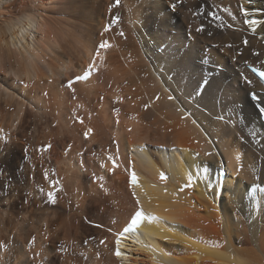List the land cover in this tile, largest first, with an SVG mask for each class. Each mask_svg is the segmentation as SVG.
Segmentation results:
<instances>
[{"label": "bare ground", "instance_id": "bare-ground-1", "mask_svg": "<svg viewBox=\"0 0 264 264\" xmlns=\"http://www.w3.org/2000/svg\"><path fill=\"white\" fill-rule=\"evenodd\" d=\"M178 2L0 0V243L9 246L0 264H264V124L241 78L257 81L247 65L264 70V31L254 35L243 11L264 20V0H183L173 10ZM102 39L112 47L96 59ZM202 56L222 66L215 75L233 107L210 112L169 71ZM90 61L73 100L67 82ZM105 151L118 154L115 174L99 166ZM136 207L158 222L123 233Z\"/></svg>", "mask_w": 264, "mask_h": 264}, {"label": "snow or ice", "instance_id": "snow-or-ice-1", "mask_svg": "<svg viewBox=\"0 0 264 264\" xmlns=\"http://www.w3.org/2000/svg\"><path fill=\"white\" fill-rule=\"evenodd\" d=\"M183 0H179L178 3H173L171 4V8L173 10H176L179 6L180 3H182ZM252 0H249V3H251ZM115 6L119 7L120 6V0H115ZM225 11H227V9H225ZM244 11V15L246 17H249L248 19H246L245 23L248 25V28L251 29L252 33L255 35L257 34V30L258 28L261 31H264V20L262 19H252L250 18L253 14L248 12L247 10H243ZM212 15V18L215 19H220L219 17H217L215 15V13H210ZM229 16H232L231 12H228ZM233 19H235L234 16H232ZM116 23H119V18H116ZM111 30V26L107 25L104 27L103 32L101 33V36L104 35V33H107ZM196 32H203L204 28L201 27H197L195 29ZM120 36H124L125 33L120 32L119 33ZM209 35H211V33H209ZM166 39V38H165ZM262 40H264V37H261ZM243 43L245 45H248V41L245 40L243 41ZM161 44H165V40L161 41ZM112 47L111 43L108 40H101V42L97 45V49L94 52V56L96 57V59H103V57L101 56V52L106 51L108 49H110ZM228 48H231L232 45H227ZM168 53V48L167 46H164L161 52V56L162 57H166ZM242 55V54H240ZM253 55H255L256 57H259L261 55L260 52H254ZM210 67H206L209 66ZM95 68V62L94 61H90L89 66L84 69V71L82 72V74L80 75H76L73 79H70L67 82V88L70 89L72 91V99L75 100L76 99V89L74 88V83H78V82H87L91 79L93 73H92V69ZM253 72H258V81H254L253 79H250L247 75H243L241 74V78L243 79L244 83L248 86H252V90L250 91V98L251 101L254 104L255 109L258 111V118H264V71H258L255 68L252 69ZM170 72H175L176 73V77L178 78L179 81H182L184 83V89L186 91V94L189 98H194V103L197 104H202L204 108L208 109L210 112H214L217 104H219L221 106L222 109H226L228 107H233L232 102L228 99L226 90L222 89V82L220 81V79L218 78L217 75H215V73H222L223 69L222 66L219 64L218 61H212L210 58L209 59H205L203 56L200 57V61L199 64H192L190 66H186L184 68H180L179 66H173L171 68H169ZM182 72H186L187 73V79H185V75L182 74ZM259 85V88L261 89V91H256L255 90V86ZM29 85H25V87H28ZM109 87H111V85H109ZM133 91H135V89H133ZM45 97H47L49 94L47 92L42 93ZM101 99H103V97H101ZM128 99H131V97H128ZM160 97L156 96V100H159ZM168 99L169 100H173L175 99V97L172 94L168 95ZM118 103H122L123 101L118 97L117 101ZM76 108H80L83 107L82 104H76L75 106ZM144 109L147 110L150 105L148 104H144ZM180 112H183L184 115L182 116V119H187L189 114L183 109V108H178L177 109ZM116 112V115L119 116L120 114V110L119 109H115L114 110ZM73 115H75V111H73ZM77 121L80 124L84 123L83 118L77 116L76 117ZM220 119H223V117H220ZM119 122V121H117ZM193 123H195V121H193ZM93 128L92 127H86V130L84 131L83 135L85 139H88L92 136L93 134ZM128 131H132V129H128ZM53 145L49 142L47 143L44 148L42 149V151H48L50 149H52ZM72 145L69 144L67 145L66 149H65V154H67V152L71 151L72 149ZM93 156H96V153L93 152L92 153ZM79 156H83V153H78ZM105 155H106V159L108 161V164H104L101 163L99 166L101 168H106V170L109 173L115 174L117 172V170L120 167L119 161H118V154L115 152H108L105 151ZM196 156H199L200 153H196ZM205 155L207 156H212L213 153L212 152H206ZM99 159V157H97ZM236 159L240 160L241 157L239 154L236 155ZM110 165V166H109ZM80 168L82 170H87L85 168V162L83 160H81L80 162ZM240 169H238L239 171ZM47 172H45V178H47ZM93 177H94V182L95 181H102L103 177H98L95 175V173H93ZM159 179L161 181H167L169 179V177H167L163 172L159 173ZM129 184L131 187L133 188H138L140 187V182H139V178L136 174L135 171H131L130 175H129V180H128ZM187 184L191 185L192 184V179L191 176H188L187 178ZM101 189L104 191H107V189L104 187L103 184L100 185ZM63 190V189H61ZM181 191H183V188L180 189ZM41 192H43V189H41ZM133 195H135V193H133ZM47 199L49 202L51 203H55L56 202V195L54 192L49 191L47 193ZM136 205L139 206L140 205V201L137 199L136 200ZM149 221L151 222H158V218L155 216H150V215H146L144 213V211L142 210V208L140 207H136L134 212L130 215L129 217V221L127 222L126 226L123 228V233H132V232H136V230L141 226V223L143 221ZM113 223H115V221H113ZM47 238V237H46ZM165 239H168V237H164ZM30 244H32L33 246L35 245V237H32L29 241ZM100 243L103 245L106 242L104 240H101ZM117 245L120 244V241L117 240L116 241ZM59 249L61 252H67V248H64L62 245H58ZM0 249L4 250V251H8L9 250V246L7 244V242L4 243H0ZM115 256L116 257H120L122 255V253L120 252L119 248L117 247V249L115 250ZM37 256H40L41 260H43V255L40 253L36 254ZM46 264V262H45Z\"/></svg>", "mask_w": 264, "mask_h": 264}, {"label": "rangeland", "instance_id": "rangeland-1", "mask_svg": "<svg viewBox=\"0 0 264 264\" xmlns=\"http://www.w3.org/2000/svg\"><path fill=\"white\" fill-rule=\"evenodd\" d=\"M197 33V32H196ZM196 33H194V34H196ZM196 36V35H195ZM214 48V50H217V48L216 47H213Z\"/></svg>", "mask_w": 264, "mask_h": 264}]
</instances>
